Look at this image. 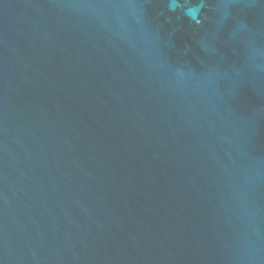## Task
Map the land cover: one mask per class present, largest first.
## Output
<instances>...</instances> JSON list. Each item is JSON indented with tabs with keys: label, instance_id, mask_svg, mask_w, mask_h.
Listing matches in <instances>:
<instances>
[{
	"label": "water",
	"instance_id": "water-1",
	"mask_svg": "<svg viewBox=\"0 0 264 264\" xmlns=\"http://www.w3.org/2000/svg\"><path fill=\"white\" fill-rule=\"evenodd\" d=\"M0 264H264V0H0Z\"/></svg>",
	"mask_w": 264,
	"mask_h": 264
}]
</instances>
